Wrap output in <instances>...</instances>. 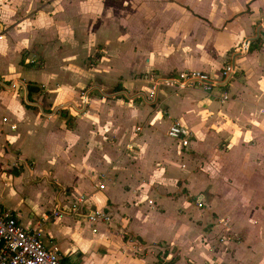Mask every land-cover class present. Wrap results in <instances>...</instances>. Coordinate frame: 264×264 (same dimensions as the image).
<instances>
[{
	"label": "crops",
	"instance_id": "1",
	"mask_svg": "<svg viewBox=\"0 0 264 264\" xmlns=\"http://www.w3.org/2000/svg\"><path fill=\"white\" fill-rule=\"evenodd\" d=\"M226 64L240 70L226 101L103 95ZM88 87L85 114L52 113ZM81 195L111 216L97 232L51 216ZM0 202L66 264H264V0H0Z\"/></svg>",
	"mask_w": 264,
	"mask_h": 264
},
{
	"label": "built area",
	"instance_id": "2",
	"mask_svg": "<svg viewBox=\"0 0 264 264\" xmlns=\"http://www.w3.org/2000/svg\"><path fill=\"white\" fill-rule=\"evenodd\" d=\"M251 40L245 39L236 48L240 52H248L251 48ZM34 62V61H31ZM239 68L235 64H226L221 70L220 78L213 77L210 73L201 70H183L172 75H163L158 72L146 73L140 77V81L144 84L133 93L128 90H114L110 94H103L104 97L121 99L122 96L128 99V102L145 101L147 103H157L164 89H172L174 91H184L188 89H202L207 93H213L217 89L222 101L229 100L231 95L227 89L229 81L239 73ZM3 86L11 89H27L28 81L23 78H13L8 84L1 82ZM93 88L84 89L75 103L66 105V103L56 107L52 113L56 114L66 109L68 112L82 115L87 112L91 104V94ZM4 122H8L9 118L4 117ZM15 129L16 126L12 125ZM139 130V128H138ZM183 126L176 121L169 129V136L173 139H181L183 137ZM106 188L105 183H101L100 190ZM88 200L87 195H81L75 199L67 209H56L51 212V216L63 218L64 216L79 217L84 214L87 221L94 226L93 231L97 232L96 225L99 222L109 223L111 216L103 209L90 208L85 213L84 208ZM151 203L153 201H150ZM203 206L202 202L198 204ZM50 217V216H49ZM47 217L46 219H48ZM225 242V237L220 239ZM0 264H66L59 249L48 248L44 242L43 230L41 227H25L17 214L3 206L0 202Z\"/></svg>",
	"mask_w": 264,
	"mask_h": 264
},
{
	"label": "rangeland",
	"instance_id": "3",
	"mask_svg": "<svg viewBox=\"0 0 264 264\" xmlns=\"http://www.w3.org/2000/svg\"><path fill=\"white\" fill-rule=\"evenodd\" d=\"M35 61V60H34ZM90 88V87H89ZM85 89H87V88H85ZM84 90V89H83ZM82 90V91H83ZM81 91V92H82ZM105 92V94H110V93H112L113 92V90H104ZM80 92V93H81ZM96 96V94H91V100H93L94 99V97ZM77 98H78V96L76 97V98H74V99H72V100H67V101H62V102H59V103H56V104H54V106L52 107V108H54V107H56V105H62V104H64V103H66V105H71L72 103H75L76 102V100H77ZM107 99H111V97H107ZM90 100V101H91ZM112 100V99H111ZM115 100V99H114ZM59 113V112H58ZM57 113V114H58ZM110 135H108V137H109ZM111 137V136H110ZM108 142H111V140H107ZM203 203V202H202ZM202 207V206H201ZM207 243H209V242H207Z\"/></svg>",
	"mask_w": 264,
	"mask_h": 264
},
{
	"label": "trees",
	"instance_id": "4",
	"mask_svg": "<svg viewBox=\"0 0 264 264\" xmlns=\"http://www.w3.org/2000/svg\"><path fill=\"white\" fill-rule=\"evenodd\" d=\"M36 91H39V88L34 87L32 84H30L29 85V92L33 93V92H36Z\"/></svg>",
	"mask_w": 264,
	"mask_h": 264
}]
</instances>
